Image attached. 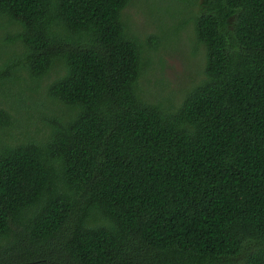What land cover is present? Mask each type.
Returning <instances> with one entry per match:
<instances>
[{
  "label": "trees",
  "instance_id": "16d2710c",
  "mask_svg": "<svg viewBox=\"0 0 264 264\" xmlns=\"http://www.w3.org/2000/svg\"><path fill=\"white\" fill-rule=\"evenodd\" d=\"M132 2L0 0V264H264V0L185 1L179 106Z\"/></svg>",
  "mask_w": 264,
  "mask_h": 264
},
{
  "label": "rangeland",
  "instance_id": "374dc122",
  "mask_svg": "<svg viewBox=\"0 0 264 264\" xmlns=\"http://www.w3.org/2000/svg\"><path fill=\"white\" fill-rule=\"evenodd\" d=\"M185 1L133 0L124 10V18L144 39L152 36L164 38L160 52L153 56L142 81L148 98L164 101L167 105L173 103L179 106L184 98L182 92L191 90L200 81V72H203L204 48L194 56L191 54L195 48L194 22L181 24L189 16L190 7ZM199 2L203 4V0ZM170 28L178 29V35L173 38L164 35Z\"/></svg>",
  "mask_w": 264,
  "mask_h": 264
}]
</instances>
